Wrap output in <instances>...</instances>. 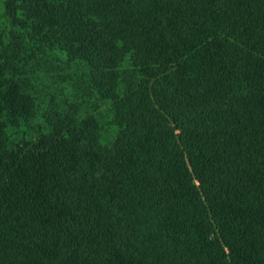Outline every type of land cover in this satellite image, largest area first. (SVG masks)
Masks as SVG:
<instances>
[{"label": "trees", "instance_id": "1", "mask_svg": "<svg viewBox=\"0 0 264 264\" xmlns=\"http://www.w3.org/2000/svg\"><path fill=\"white\" fill-rule=\"evenodd\" d=\"M0 264H264V0H0Z\"/></svg>", "mask_w": 264, "mask_h": 264}, {"label": "rangeland", "instance_id": "2", "mask_svg": "<svg viewBox=\"0 0 264 264\" xmlns=\"http://www.w3.org/2000/svg\"><path fill=\"white\" fill-rule=\"evenodd\" d=\"M30 81V80H29ZM33 83V85H32ZM56 82H51L50 80H38L37 78L35 80H33V82H31L30 84L36 88V89H42L45 91H51V88H53V84Z\"/></svg>", "mask_w": 264, "mask_h": 264}]
</instances>
